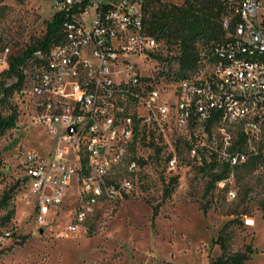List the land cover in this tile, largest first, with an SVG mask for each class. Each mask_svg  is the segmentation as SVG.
Here are the masks:
<instances>
[{"label":"built area","instance_id":"built-area-1","mask_svg":"<svg viewBox=\"0 0 264 264\" xmlns=\"http://www.w3.org/2000/svg\"><path fill=\"white\" fill-rule=\"evenodd\" d=\"M226 1L230 12L223 18L224 36L199 59L200 71L177 77L176 70L168 76V46L146 28L145 0H54V14L65 12L68 18L62 38L47 51L36 49L21 66L24 81L13 96L31 123L45 127L56 142L51 160L23 155L41 226L59 215L74 178L78 212L67 233L86 229L100 205L132 195V177L140 181L151 163L178 169L185 162L180 148L187 151V163L228 166L218 182L224 189L236 169L256 156L264 159V56L261 62L232 57L235 47L256 53L264 47V0ZM13 56L9 46L0 47V75ZM14 82L10 79L7 86ZM215 115H222L224 128L232 121H241V128L227 138L206 137ZM109 117H117L116 129H109ZM110 131H117V140H110ZM134 136H142V143L129 181L117 179L110 201H103L98 184L111 162L104 158V147L124 159ZM141 147H148V158H141ZM85 148L93 150L89 168H81Z\"/></svg>","mask_w":264,"mask_h":264},{"label":"rangeland","instance_id":"rangeland-1","mask_svg":"<svg viewBox=\"0 0 264 264\" xmlns=\"http://www.w3.org/2000/svg\"><path fill=\"white\" fill-rule=\"evenodd\" d=\"M162 1L181 5L184 0ZM54 4V0H0V47L9 46L12 55H20L42 38ZM175 54L169 52L170 57ZM166 67L170 73L176 70L172 62ZM0 80L9 82L6 77ZM17 107L18 128L0 138V206L4 194L25 177L24 153L51 160L56 148L45 127L31 123L28 111ZM239 128L219 126L214 134L227 138L229 131ZM134 141L127 157L139 156L142 136ZM179 156L185 162L176 170L156 162L146 166L140 181L132 177L136 184L132 195L100 205L86 229L76 233H67L76 212V178L64 193L59 215H52L45 226L36 221L37 195L21 185L10 201L11 220L0 207V264H214L223 254L216 244L221 234L226 237V255L250 245L254 252L245 264H264V170L236 169L228 187L217 183L213 188L210 171L187 163L183 148ZM141 157H148V147H141ZM127 161L115 168L121 181L129 180ZM231 190L236 193L232 198ZM155 207L159 215L154 218Z\"/></svg>","mask_w":264,"mask_h":264},{"label":"trees","instance_id":"trees-1","mask_svg":"<svg viewBox=\"0 0 264 264\" xmlns=\"http://www.w3.org/2000/svg\"><path fill=\"white\" fill-rule=\"evenodd\" d=\"M230 12L229 3L226 0H184L181 5L164 2L162 0H145L144 14L145 25L148 32L159 41L168 46V51H176V54L169 55L168 62L177 64L174 72L175 76H184L192 69L196 71L200 65L199 59L203 54L210 52L212 43L220 40L224 36L223 18ZM68 18L65 12H58L52 16L47 23L46 33L42 38L28 46L20 55L11 58L10 67L0 75L7 80L17 79L12 85L4 80H0V138L7 131L18 128V107L13 102V96L23 81L24 76L21 72V66L34 55L36 49L47 51L62 38V28ZM172 73L169 72L170 76ZM7 112L3 114V110ZM241 141H239L240 145ZM143 158V157H141ZM139 159H137L138 162ZM250 171L264 170V159L262 156H256L250 163L244 167ZM202 170L210 171L212 176L211 187L221 181L229 171L228 166H205ZM217 172L214 173V171ZM176 179H172L175 181ZM27 178L24 177L13 185L3 197L1 208H5L9 214L7 220H11L14 215V208L9 209L10 201L16 194L21 185L27 186ZM264 209V207H263ZM208 208H204L206 213ZM159 212V207L154 208L153 217ZM226 230L225 228L223 229ZM216 244L220 245L223 254L214 264H245L253 255V248L247 245L241 252L228 254L226 237L219 235Z\"/></svg>","mask_w":264,"mask_h":264},{"label":"bare ground","instance_id":"bare-ground-1","mask_svg":"<svg viewBox=\"0 0 264 264\" xmlns=\"http://www.w3.org/2000/svg\"><path fill=\"white\" fill-rule=\"evenodd\" d=\"M261 56H264V47L258 48V53L252 52L251 49H248L246 47H235L232 49V57H249L250 60L253 61H260L261 62ZM196 71H200V65L196 69ZM117 117H109V129H116L117 124ZM239 125L241 128V121H232L230 124H227V126H235ZM224 127V120L222 115H215V125L211 126V129H206V137H214V131L216 127ZM135 139V136H134ZM110 140H117V131H110ZM135 142V141H134ZM85 156H81V168H89L88 165H90V159H93V150L92 148H85ZM104 158L107 160H111L109 165H106V173L104 174V180L101 181L100 184H98V191H100V196L103 199V201L110 199V193L112 192V187L116 183L117 179L121 178L119 177L118 173H115L116 170L119 168V165L123 163V161H127V170L126 173L131 171L133 166L137 164V159H139V156L136 154H132L130 157H124L122 158H114V151L112 147H104ZM148 158V157H143ZM129 181V180H126ZM76 211L74 213V217L72 220H76L77 218V208H74ZM69 227V225H68Z\"/></svg>","mask_w":264,"mask_h":264},{"label":"water","instance_id":"water-1","mask_svg":"<svg viewBox=\"0 0 264 264\" xmlns=\"http://www.w3.org/2000/svg\"><path fill=\"white\" fill-rule=\"evenodd\" d=\"M64 1H67V2H69V3H73V1L74 0H64ZM71 132H73V131H71ZM43 231V229H41V232Z\"/></svg>","mask_w":264,"mask_h":264}]
</instances>
